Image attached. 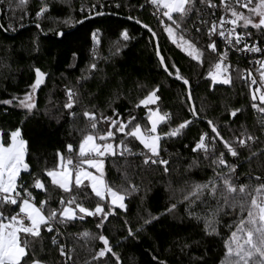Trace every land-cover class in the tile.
<instances>
[{"label": "trees", "instance_id": "trees-1", "mask_svg": "<svg viewBox=\"0 0 264 264\" xmlns=\"http://www.w3.org/2000/svg\"><path fill=\"white\" fill-rule=\"evenodd\" d=\"M46 2L50 10L38 18L36 12L41 7L40 0H25L22 7H16L12 0H0V101L10 100L13 96L23 98L35 79L34 68L38 67L47 74L45 83L33 94L36 108L32 112L19 107V99L9 105L0 104L3 140L7 142V133L20 128L22 138L26 141L25 162L29 170L21 171L18 183L21 191L27 188L32 192L37 206L41 200H46V209H58L61 197L65 201L70 198L69 194L51 184L44 171L57 168L60 158L57 152L65 160L70 157L73 165L79 163L81 139L88 134L98 138L107 133L109 122L102 117L127 123L129 116H132L136 118L132 127L138 123L143 131H147L150 109L169 114V119L158 125L157 129L162 136L160 157L169 161L167 173L163 166L143 163L144 156L141 153L151 154L138 140L126 137L123 133L114 136V144L119 145L124 141L131 153L126 152L121 156L118 150L115 156L107 155L104 158V180L113 188L124 187L127 182H131L138 185L140 191L127 197L126 212L116 209L101 228L96 227L100 217L85 216L83 220L59 224L66 245L71 249L66 264H85V261L89 264H116V258L111 253H106L98 261L91 260L103 245L98 239L78 238V234L85 230L97 237L99 234L108 237L113 251L119 256L120 264H160L161 261L166 264H220L225 251L224 239L229 236L228 226L246 216L247 211L228 208L220 212L217 217L219 235L207 236L203 231V221L190 218L186 213L187 204L182 201L185 193L179 189L187 191L186 181L204 182L213 175L211 159H206L203 152L192 151L202 133L206 134L209 144L214 143L215 156L224 152L228 164H237V186L250 184L255 188L264 182L256 180V177L264 178V113L259 112L264 103L255 94L256 85L250 88L248 78L243 75V72L248 73L247 59L230 53V60L235 67L230 70L231 82L227 85L213 83L208 76L215 56L207 49V44L212 43L208 36L209 27L201 23L196 11L199 10L200 15L209 21L211 13L205 9L207 0L203 5L200 0H194V10L181 22L183 31L175 35L177 42L183 35L196 44L202 52L199 61L193 60L169 39L164 24H171V21L164 16L161 19L164 24H161L149 0ZM210 2L214 4L215 0ZM256 3L257 0H252L249 6L255 7ZM236 10L248 14L247 8L236 7ZM97 12L104 15L86 20L77 27L78 23L68 25L63 22L66 19L80 21ZM173 17L180 20L179 14L173 13ZM136 20L147 24L156 33L160 54L165 58L168 71L175 76L176 69H179L180 74L189 81L196 116L190 110L192 107L186 86L171 79L163 71L156 57L153 37L136 24ZM37 23L40 28L36 27ZM197 28L201 30L197 32ZM94 29H99L96 44L91 37ZM124 29L130 37L127 41H123L119 35ZM247 29L255 34L264 50V29ZM58 32L63 35L58 37L55 34ZM34 39L38 41L37 45L33 44ZM117 47L120 48L119 53H116ZM93 48L99 57L95 61L97 70L87 72L85 70L92 62ZM82 75L88 78L81 80ZM67 88L79 93V99L72 109L63 107L67 102ZM153 88L158 89L157 103L139 105V100ZM253 95L256 96L255 101L252 100ZM252 103L257 104L256 109L252 108ZM113 109L117 114L115 116ZM232 109L241 111L232 117L229 114ZM85 110L95 113V131L83 115ZM184 120L192 123L180 135L171 138L164 136L169 129ZM208 120L213 121L220 136L211 131ZM125 131H131V128ZM242 133L251 134L257 139L244 148L233 143L238 150V158H233L224 149L221 137L223 141L232 143ZM69 144L73 146L71 152L67 150ZM194 160L197 163L190 168ZM33 176L42 179L46 191L33 189ZM70 194L78 201H84L89 208H94L97 202L103 203L86 186L79 189L72 186ZM201 200L203 203L196 201L193 207L201 215L217 205V200L207 194ZM170 204L177 206L168 213L166 209ZM17 209L18 205L12 206L11 212L5 211V215L10 216ZM149 214L158 218L144 224ZM125 221L129 222L127 227L133 230L140 227L134 237L128 236ZM42 235L43 247L39 242L35 245V256L44 264H65L59 246L51 242L52 233L42 230ZM21 238H24L23 234ZM185 244L189 246L186 249L183 248ZM32 255L29 250V258L24 264H31Z\"/></svg>", "mask_w": 264, "mask_h": 264}, {"label": "snow or ice", "instance_id": "snow-or-ice-1", "mask_svg": "<svg viewBox=\"0 0 264 264\" xmlns=\"http://www.w3.org/2000/svg\"><path fill=\"white\" fill-rule=\"evenodd\" d=\"M16 7H22L25 4V0H12ZM41 7L36 12V16L39 18L48 12L49 5L46 0H40ZM201 4H205L206 0H200ZM149 3L159 8L161 5L165 9L163 16L167 17L171 24H164L161 20L160 23L164 24V31L168 34L169 39L180 48L181 51H186L187 55L193 60L199 61L202 56L201 50L193 43L190 39H185L183 35L180 36L179 42L175 39L177 32H182L181 22L185 17H187L194 10V0H149ZM209 7H215L211 4L210 0H207ZM222 6L225 7L227 11L231 13V19L226 20L224 16L220 17L219 24L213 21L212 26L208 28V36L211 38L213 34H217L222 38L226 45H231L236 47L238 51L241 49L238 47L245 39L246 35L250 33H245L242 35L237 32V27L248 28L250 25L252 28L264 29V0H257L255 7H250L252 0H236V4L247 8L248 14L246 15L242 11H237L236 7L231 3H226V0H220ZM11 6V4H10ZM197 11V16L199 17L200 12ZM173 13L179 14L180 20L174 19ZM96 15H103L102 12L95 13ZM254 17L258 18V22L254 20ZM84 19H90L89 17H84ZM132 19V17H129ZM65 24L74 25L82 24L84 20L73 21L71 19H66L63 21ZM137 24L141 22L136 20ZM201 23H206L201 21ZM231 25V27L226 28L225 25ZM37 28L40 25L36 24ZM153 37L156 33L147 25H143ZM201 29L197 28L196 31L199 32ZM98 33L99 29H94L91 33L93 43H98ZM58 36H62V32L55 33ZM120 38L123 41L130 39L127 30H121ZM234 40V43H233ZM33 44L37 45L38 41L33 40ZM207 49L211 50L213 53H217V45L213 43L207 44ZM243 51L257 53L264 50L260 49L256 45H249L247 43L243 44ZM120 48H116V53H119ZM75 56V53L73 54ZM156 55L160 57L161 65H165V58L160 55L159 49H157ZM98 54L93 48L92 50V62L87 65L85 71L93 72L97 70L96 60L98 59ZM227 59V52H219L218 60L212 64L211 69L208 72V76L213 82H220L225 85L231 82V78L225 75L229 71V66L224 63ZM262 69H264V61H257ZM173 68L176 66L173 64ZM214 69V70H213ZM164 70L168 72V67L165 66ZM35 74V79L31 85H29V90L25 92L23 98H18L13 96L10 100L0 101V104L9 105L13 101L19 99V106L26 109L28 112H32L36 108V102L33 98L35 91L45 83L46 73L40 68L33 69ZM239 71V70H238ZM169 75H172L169 72ZM248 77L252 76L251 72L247 73ZM175 77L178 80H182L184 85H188L189 81L184 78L179 69H176ZM88 77L82 75L81 80H86ZM260 82L264 84V71L260 72ZM257 84L256 79H251L249 87L252 88L253 85ZM157 88H153L147 93V95L139 100V105H155L159 100L157 95ZM259 92V100L264 103V91L260 88L255 89ZM67 102L63 105L65 109H72L79 99V93L73 88H67L65 92ZM252 100H256V96H252ZM188 101L191 103L192 96L188 95ZM252 108L256 109L257 104L252 103ZM193 116L197 115V111L193 108L190 109ZM241 109L229 110V114L235 117ZM260 113H264V107L259 108ZM114 116L115 109H113ZM83 115L91 122L90 127L93 131L97 129V121L94 112L84 111ZM104 121L109 122V130L106 134L100 135L99 140L105 141L104 143L96 142V135L88 134L81 139L79 144V156L81 159L79 163L75 164L73 167L72 159L69 157L67 160L57 152V156L60 157L61 162L57 165L56 169H45L44 174L50 178L51 184L58 186L59 189L63 190L64 193L69 194V199L65 201L61 197L59 201L58 209H46L47 201L41 200L39 206L34 202V197L32 192L27 188H23V195L18 188L21 185L18 180L21 175L22 170H29V165L25 162V153L27 149L26 141L22 138L21 129L16 128L7 133V142L3 140L4 133L0 131V264H24V262L29 258V250L32 252L31 264H44V262L37 256H35V245L39 242L41 248L43 247V235L42 230H46L48 233L56 231L59 235V229L54 228V224H66L69 222H74L77 219L83 220L85 216L89 217H100V222L96 225L97 228H101L104 222L108 219L109 215L112 214L116 209L127 211L126 200L127 197L138 193L140 188L131 182H127L124 187L113 188L108 183L105 182L103 177V158L107 155L115 156L117 154V149H119V154L121 156L124 153H131V149L127 146L124 141H121L119 145H113L107 143V141L114 136L112 130L113 126L118 125L115 128V132L123 133L126 137H133L139 141L143 148L148 150L147 155L141 153L144 156L143 163L152 165H160L164 167V172H168L167 165L168 160L160 157V142L162 136L158 134V125H160L165 120L169 119L168 113H163L159 110L153 111L149 110L147 120L151 127L147 131H142L140 124L136 123L135 127L132 125L135 123L136 118L129 116L127 123L123 121H118L117 119L102 117ZM192 121L184 120L175 128L169 129L164 136L169 138L177 137L182 133V131L188 127ZM208 125L211 127V131L220 136L216 125L213 121L208 120ZM126 128H131V131H125ZM257 137L242 133L240 138L235 139L232 143L229 141L223 142L224 149L228 155L233 158H238V150L233 146V143L240 146V148L247 147L249 142H255ZM73 146L71 144L67 145V150L72 151ZM193 152H203L206 159H211V167L213 170V175L209 177L207 181L204 182H185L187 185V191L181 188L179 191L185 193L182 197V201L186 202L187 206L185 208L186 213L190 218H194L197 221H203L204 228L203 231L207 236L219 235L217 231L218 214L228 208H239L240 212L247 211L246 216H243L235 222L234 225H229V236L224 239V256L220 264H264V182L257 184L255 188H252L250 184H239L237 186L235 179V172L237 170V164H228L225 159V153L221 152L219 156H215L214 143L209 144L206 140V134L202 133L199 140L195 143L192 149ZM94 154V155H93ZM252 155H255L253 153ZM215 157V158H212ZM197 161H192V166L196 165ZM83 165H87L90 168H94L100 175H94L91 171L85 168ZM75 169V180L74 184L77 189L81 187H90L92 193L99 198L94 208H89L85 206L84 201H78L76 197L71 196L72 187V171ZM58 169V170H57ZM227 169V171H223ZM127 180V177H125ZM257 181L264 180V178L256 177ZM85 182L87 184L85 185ZM33 189L46 191V185L39 176H33ZM251 189V191H250ZM219 193V196L217 195ZM207 194L210 198L217 200V205L215 208H209L203 215L199 212L193 210L196 201H200L201 197ZM223 200V203L220 201ZM19 208L18 212L11 214L10 216L5 215V211L11 212L12 206H17ZM74 206V207H73ZM176 204H170L166 209V212L171 213L175 210ZM47 212V214H46ZM158 217L149 214V218L144 220V224L150 223L152 220ZM128 221H125V227L128 226ZM140 231V227L133 230L131 227H127V234L129 237H134L137 232ZM23 234V239L21 238ZM78 238L85 239H98L103 247L91 257L93 262L98 261L100 258L104 257L106 253H111L116 258V264H120L119 256L113 251V247L110 244L108 237L103 234H99L98 237L85 230L78 234ZM52 244H57V236L52 237ZM189 246L185 244L183 248H188ZM59 252L61 256H65V245L61 244L59 246ZM71 249H69L70 258ZM155 259V257H153ZM85 264H89L85 261ZM160 264H166V262L161 261Z\"/></svg>", "mask_w": 264, "mask_h": 264}, {"label": "built area", "instance_id": "built-area-1", "mask_svg": "<svg viewBox=\"0 0 264 264\" xmlns=\"http://www.w3.org/2000/svg\"><path fill=\"white\" fill-rule=\"evenodd\" d=\"M226 3H231L232 5H234L237 8H244V7L237 5L236 0H226ZM213 5H215V7H209L207 4L206 8H205V9L210 10V13H211L209 21H206V19H204L202 15L199 16V19L200 20L204 19L203 21L206 22L205 24L209 28L212 26L213 21H216V23L219 24V20H220L221 16H224L226 20H229L232 18L231 13L229 11H227L224 6L221 5L220 0H215V3ZM153 9H154V13L156 14L157 18H159L160 20L163 19L164 16H163V13H162L160 7L157 8L156 6L153 5ZM225 27L229 28V27H231V25L226 24ZM237 32L241 33L242 35H244L245 33H250V35L245 36L244 41L238 46L241 49L240 51H238L236 49V47H232L231 45H226L225 41L222 38H220L215 33L213 34V36L211 37L212 43L214 42L217 45V53H214L215 62L218 60V53L226 51L227 52V59H226V61H224V63H226L229 66V71L225 75L229 76L231 68L235 67L230 60V57H229L230 53H235L238 56L243 57L244 59H247V61H248L247 69H248V72L252 73V76L248 77L247 74L244 72H243V75L248 78L250 83H251V79H256L257 80L256 86H257L258 81H259V73L262 71V68L256 62L257 61H264L263 51L257 52V53H251V52L243 51L242 49H243L244 43H247L249 45H256L260 49H261V45L259 44L258 38L255 36V34L251 33L247 28L245 29V28L238 26ZM233 43H234V40H233ZM73 166L74 165H70L69 167H73ZM18 191H21V188H18ZM21 194L23 195V191H21ZM18 211H19V208L15 212H18ZM53 227L59 229V235L57 234L56 231L52 232V237L57 236V245L58 246H60L61 244L65 245L66 255L63 256V258H64V262L66 264L67 263V254L69 252V249L66 245L65 236L63 235V233L59 227V224H54Z\"/></svg>", "mask_w": 264, "mask_h": 264}, {"label": "rangeland", "instance_id": "rangeland-1", "mask_svg": "<svg viewBox=\"0 0 264 264\" xmlns=\"http://www.w3.org/2000/svg\"><path fill=\"white\" fill-rule=\"evenodd\" d=\"M160 9H161V11H162V13L165 11V9L163 8V6L161 5L160 6ZM254 20H256V22H258V18H256V17H254ZM248 27H251L250 25L248 26ZM254 29H256V28H254ZM262 71H264V69L262 70ZM213 83H220V82H213ZM220 84H223V83H220ZM256 88H260L261 89V91H264V84H262L261 82H260V73H259V81H258V85L256 86ZM255 88V89H256ZM255 94H256V96H257V98L259 99V95H260V93L259 92H256L255 91ZM33 98H34V95H33ZM18 105H19V103H18ZM20 107V106H19ZM22 108V107H21ZM153 110V109H152ZM153 111H156V109H154ZM118 125H116V126H113L112 127V130H113V132L115 133L114 134V136H116L117 135V133H120V132H115V128L117 127ZM150 127H151V125H150V123H149V129H150ZM108 130H109V128H108ZM143 131V130H142ZM106 134V133H105ZM114 136L112 137V138H110L108 141H107V143H110V144H113V145H115L114 144ZM96 142L97 143H104L105 141H101V140H99V137L96 139ZM119 149H117V151H118ZM78 154H79V148H78ZM94 155V154H93ZM84 158H88V157H83V158H80L79 160H81V159H84ZM105 158V157H104ZM104 158H103V160H104ZM61 162V160H60V158H59V161H58V164ZM85 168H87L89 171H91L94 175H100V173H97L96 172V170L94 169V168H90V167H88L87 165H83ZM58 170V169H57ZM23 171V170H22ZM72 186H75V184H74V180H75V169L73 168V171H72ZM102 179H104V175H103V177H102ZM87 184V182H85V185ZM72 188V187H71ZM90 188V187H89ZM91 189V188H90ZM74 207V206H73Z\"/></svg>", "mask_w": 264, "mask_h": 264}, {"label": "water", "instance_id": "water-1", "mask_svg": "<svg viewBox=\"0 0 264 264\" xmlns=\"http://www.w3.org/2000/svg\"><path fill=\"white\" fill-rule=\"evenodd\" d=\"M104 15V14H103ZM99 16H102V15H93V16H90V19H93V18H96V17H99ZM82 20H84V21H86V20H89V19H82ZM135 23H136V21H134ZM137 24V23H136ZM78 25H80L79 23L76 25V27L78 26ZM142 29H144V30H146V31H148L146 28H144L143 27V24H138ZM70 31V30H69ZM149 32V31H148ZM150 33V32H149ZM151 34V33H150ZM58 36V35H57ZM151 36H152V34H151ZM58 37H60V36H58ZM153 37V36H152ZM153 39H154V41H155V46H156V52H157V49H159V47H158V43H157V38H156V36L155 37H153ZM160 51V50H159ZM161 55V54H160ZM162 56V55H161ZM156 57H157V59H158V61L160 62V57H158L157 55H156ZM161 64V63H160ZM162 66V69H163V71L171 78V79H173V80H176V81H178V82H180L181 84H183L184 85V83H183V81L182 80H178V79H176V77L175 76H173V75H169V71L168 72H166L165 70H164V68H165V65H161ZM184 86H186V88H187V92H188V95L190 94V91H189V84L188 85H184ZM191 107H192V109H193V104H192V101H191Z\"/></svg>", "mask_w": 264, "mask_h": 264}]
</instances>
